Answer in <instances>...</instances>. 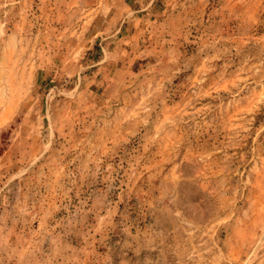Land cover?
<instances>
[{"label": "rangeland", "instance_id": "1", "mask_svg": "<svg viewBox=\"0 0 264 264\" xmlns=\"http://www.w3.org/2000/svg\"><path fill=\"white\" fill-rule=\"evenodd\" d=\"M0 264H264V0H0Z\"/></svg>", "mask_w": 264, "mask_h": 264}]
</instances>
